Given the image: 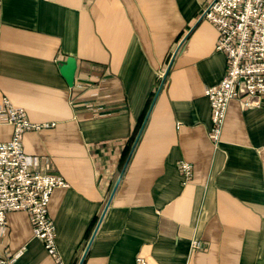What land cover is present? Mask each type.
<instances>
[{
  "label": "crops",
  "instance_id": "0c3cea01",
  "mask_svg": "<svg viewBox=\"0 0 264 264\" xmlns=\"http://www.w3.org/2000/svg\"><path fill=\"white\" fill-rule=\"evenodd\" d=\"M206 1L0 0V141L5 97L49 124L23 149L68 183L48 205L64 264H264V97L230 100L211 140L205 89L227 57ZM70 56L73 87L58 67ZM0 253L59 264L23 211L0 226Z\"/></svg>",
  "mask_w": 264,
  "mask_h": 264
},
{
  "label": "built area",
  "instance_id": "2783aa9c",
  "mask_svg": "<svg viewBox=\"0 0 264 264\" xmlns=\"http://www.w3.org/2000/svg\"><path fill=\"white\" fill-rule=\"evenodd\" d=\"M199 19L212 23L218 38L215 49L227 57L223 79L205 89L211 106L210 138L220 141L230 100L239 99L244 107H260L264 97V0H207ZM6 122L12 135L0 141V226L11 211L29 214L33 234L59 264H64L58 251L53 221L48 214L50 197L56 188L67 187L60 175L34 170L23 149V134L38 131L49 124L31 121L23 109L13 106L5 97ZM184 183L193 175V165L179 162ZM193 241L192 247H198ZM10 255L0 253V264H9ZM134 264H147L138 256Z\"/></svg>",
  "mask_w": 264,
  "mask_h": 264
},
{
  "label": "water",
  "instance_id": "95a60500",
  "mask_svg": "<svg viewBox=\"0 0 264 264\" xmlns=\"http://www.w3.org/2000/svg\"><path fill=\"white\" fill-rule=\"evenodd\" d=\"M59 70L69 87L74 86L75 72L77 69V61L75 57H67L58 64Z\"/></svg>",
  "mask_w": 264,
  "mask_h": 264
}]
</instances>
